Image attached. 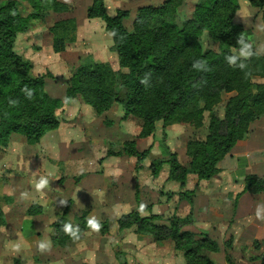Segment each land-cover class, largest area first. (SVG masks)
<instances>
[{
	"label": "trees",
	"instance_id": "16d2710c",
	"mask_svg": "<svg viewBox=\"0 0 264 264\" xmlns=\"http://www.w3.org/2000/svg\"><path fill=\"white\" fill-rule=\"evenodd\" d=\"M24 1L31 8L25 17L19 12L17 0L0 4V148L7 145L11 134L23 135L27 141L34 142L56 129L59 125L57 110L74 97L97 113L118 104L125 116L140 120L141 137L153 136L158 131L164 136L166 128L172 124L200 128L207 113L206 136L186 143L187 162L181 163L176 153L168 152L167 159L150 163L152 176L166 164V179L185 188L188 175H195L199 181L216 176L220 172L217 164L238 141L247 138L251 123L264 116V81L253 80L254 77L264 79V56L247 62V76L229 67L224 60L237 47V37L245 34L243 27L233 20L239 6L237 0H197L191 17L185 20L177 17L183 0L141 6L135 12L131 31L123 23L130 15L128 10L116 9L114 15H109L104 0H91L86 17L103 22L111 37L118 70L113 71L107 62L81 61L70 76L63 99L47 94L45 75H31L29 62L13 50V44L17 33L25 32L31 21L42 20L51 13L70 11L75 0ZM248 1L261 9L264 23V0ZM74 27L71 18L56 20L49 27L54 52L64 51L71 42ZM113 32L115 36L111 35ZM202 32L208 34L215 50L202 47ZM194 59L205 60L210 71L193 70ZM146 73H151L148 87L140 82ZM25 85L34 92L31 100L21 92ZM223 93H229V97L219 117L214 109ZM10 99L17 100L18 104L11 106ZM147 152H139L134 142L129 141L123 144L121 152L108 154L135 157L136 168H141ZM243 181L241 193L264 194L263 178L247 174ZM150 206L152 204L143 209ZM1 215L0 209V225L3 224ZM85 215L83 212L77 218L80 237L88 229ZM158 216H141L136 209L120 216L116 227L120 231L133 228L135 233L149 235L157 243L170 241L175 250L182 252L186 264H213L204 252H216L218 245L206 235L183 228L191 223L190 214L184 218L172 215L167 225L157 223ZM63 219L53 224L52 241L57 246H64L70 239L62 231ZM100 223V232L108 233V222ZM252 245L259 248L261 242L254 239ZM260 264H264V255Z\"/></svg>",
	"mask_w": 264,
	"mask_h": 264
},
{
	"label": "rangeland",
	"instance_id": "374dc122",
	"mask_svg": "<svg viewBox=\"0 0 264 264\" xmlns=\"http://www.w3.org/2000/svg\"><path fill=\"white\" fill-rule=\"evenodd\" d=\"M6 1L0 0V4ZM164 1L104 0V3L109 15H114L116 9L130 12L123 23L131 31L137 8L161 5ZM17 2L21 16L25 17L31 11L29 4L24 0ZM196 2L183 0L177 9L179 20L191 17ZM237 2L239 6L234 13V22L243 27L248 41L254 45L264 44V32L255 28L256 24H264L261 9L251 5L248 0ZM90 4L91 0H75L70 11L51 13L42 20L31 21L29 28L15 37L13 50L29 62L31 75H45L44 89L51 97L64 98L70 76L83 60L107 62L117 73V57L112 50L110 34L99 18L86 17ZM68 18L73 19L75 25L71 42L63 52L56 53L52 49L49 27L56 20ZM200 43L204 49H216L206 32H202ZM253 80L264 81L259 77ZM228 97L229 93H223L221 102L214 109L219 117L223 115ZM56 113L58 127L38 141L29 142L23 135L14 133L10 135L7 145L0 148V207L4 215H48L53 218L67 211L65 222L73 224L76 216L84 212L99 221L107 220L111 227L116 226L120 216L136 209L140 210V215H159L156 222L163 225L168 224L167 220L172 215H211V211L207 210L211 198L198 190L196 193L195 175L186 180L185 188H180L177 182L166 179V164L155 176L151 175L150 167L153 160L167 159L168 152L176 153L181 163L187 162L186 143L192 138L203 139L206 136L207 113L200 128L172 124L166 128L164 136L158 131L153 136L145 137L140 136V120L125 116L118 104L97 113L74 97ZM251 127L252 123L249 132ZM129 141L134 142L139 152L148 151L141 168H136L135 157L124 153L108 154L121 152L123 144ZM40 176H47L50 184L43 192L37 193L34 183ZM25 192L27 199H21V193ZM218 198L219 205H215L214 209L217 215H221V198ZM232 199L231 196L227 197L224 203L231 207ZM61 200H66L67 204L61 205ZM150 204L149 209H140L141 205ZM30 207L32 211H29ZM231 215L237 214L234 212ZM257 240L261 246L254 248L250 244L249 250L251 255H255L252 257L260 262L264 255V238ZM223 242L221 246L227 252L231 243L223 245ZM216 244L219 250V244ZM219 255L220 259L216 255L210 261L223 264Z\"/></svg>",
	"mask_w": 264,
	"mask_h": 264
},
{
	"label": "crops",
	"instance_id": "0c3cea01",
	"mask_svg": "<svg viewBox=\"0 0 264 264\" xmlns=\"http://www.w3.org/2000/svg\"><path fill=\"white\" fill-rule=\"evenodd\" d=\"M217 166L220 172L216 176L207 181L197 178L194 181L196 193L198 190L211 198L207 209L211 215H193L191 223L184 227L219 244L217 252L205 253L212 261L216 255L220 259L221 254L223 264L228 259L227 264H260L249 249L254 239L264 238V221L255 216L257 205L264 204V195L241 193V190L247 174L264 179V116L252 123L247 138L238 141ZM191 178L189 175L187 181ZM230 196L234 198L231 207L224 203ZM218 197L221 198V215L214 209L219 205ZM234 212L237 215H231ZM1 213L0 264H186L182 252L175 250L171 242L157 243L149 235L135 233L133 228L120 231L109 225L108 233L104 234L87 229L79 240L69 239L64 246H57L52 241L53 224L62 217L66 224L67 215L53 218L48 215H4L2 209ZM79 217L76 216L73 225L78 223ZM42 240L52 242L51 250L43 254L37 251V244ZM222 242L223 245L231 243L227 252L222 248Z\"/></svg>",
	"mask_w": 264,
	"mask_h": 264
},
{
	"label": "clouds",
	"instance_id": "9594fccd",
	"mask_svg": "<svg viewBox=\"0 0 264 264\" xmlns=\"http://www.w3.org/2000/svg\"><path fill=\"white\" fill-rule=\"evenodd\" d=\"M239 16V14H237ZM255 28L257 31L264 32V24H256ZM111 35L115 36L116 33L113 32ZM236 48L232 49V53L226 55L224 60L226 64L234 69H239L241 72H244L245 75H249L246 71L248 68V61L251 60L253 57H260L264 56V44L254 45L252 42L248 41L243 34H240L236 40ZM192 69L196 71H210L207 66V62L202 59H194L192 62ZM150 79L151 73H146L144 78L140 81L141 84L145 85L146 87L150 86ZM21 92L24 94L26 99L31 100L33 98L34 92L32 89L28 88L25 85L24 88L21 89ZM9 104L11 106H15L18 104L17 100H9ZM50 184L49 178L47 176H40L38 180L34 183V189L37 193L43 192L44 189L48 188ZM28 194L21 193V199H27ZM61 205H66V200H61L59 202ZM143 205H141V210H143ZM256 219L264 221V204H258L255 211ZM87 228L92 233H99L102 224L100 221L95 217L87 218ZM62 231L65 235H67L71 240L77 241L80 239L81 229L78 225L74 226L71 223H66L62 226ZM52 242L51 240L40 241L37 244V251L40 253H46L51 250ZM16 250L19 251V245L16 246Z\"/></svg>",
	"mask_w": 264,
	"mask_h": 264
}]
</instances>
